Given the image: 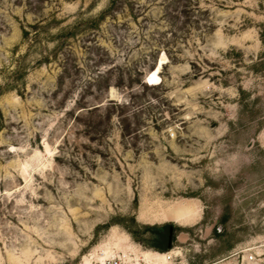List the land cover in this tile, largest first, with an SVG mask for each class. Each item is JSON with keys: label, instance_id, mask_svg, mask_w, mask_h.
<instances>
[{"label": "rangeland", "instance_id": "1", "mask_svg": "<svg viewBox=\"0 0 264 264\" xmlns=\"http://www.w3.org/2000/svg\"><path fill=\"white\" fill-rule=\"evenodd\" d=\"M108 4L0 0V264H264V0Z\"/></svg>", "mask_w": 264, "mask_h": 264}, {"label": "bare ground", "instance_id": "2", "mask_svg": "<svg viewBox=\"0 0 264 264\" xmlns=\"http://www.w3.org/2000/svg\"><path fill=\"white\" fill-rule=\"evenodd\" d=\"M191 216L185 217V218H180L178 221L186 223L190 220ZM103 255V254H102ZM156 255H160V254H156V253H149V252H142L139 256H137V260H136V264H139L140 261H145L147 263H157L159 261L158 258H160V256H156ZM162 257H165V255H161ZM170 258V257H169ZM169 260V259H168ZM99 262L100 264H107L106 263V256H101V258H99ZM88 263L86 261H84V264Z\"/></svg>", "mask_w": 264, "mask_h": 264}, {"label": "trees", "instance_id": "3", "mask_svg": "<svg viewBox=\"0 0 264 264\" xmlns=\"http://www.w3.org/2000/svg\"><path fill=\"white\" fill-rule=\"evenodd\" d=\"M119 2V0H109V4H108V9H113L117 3ZM166 240H167V232L164 230H161L159 233V243L163 244L162 248L160 249L162 252L167 251L166 248Z\"/></svg>", "mask_w": 264, "mask_h": 264}, {"label": "built area", "instance_id": "4", "mask_svg": "<svg viewBox=\"0 0 264 264\" xmlns=\"http://www.w3.org/2000/svg\"><path fill=\"white\" fill-rule=\"evenodd\" d=\"M169 260H171V256H169ZM106 263L107 264H121L119 259H115L114 257L110 258V259H106Z\"/></svg>", "mask_w": 264, "mask_h": 264}]
</instances>
